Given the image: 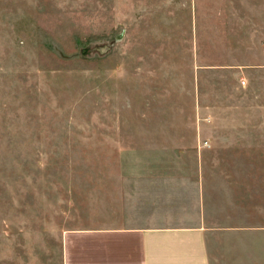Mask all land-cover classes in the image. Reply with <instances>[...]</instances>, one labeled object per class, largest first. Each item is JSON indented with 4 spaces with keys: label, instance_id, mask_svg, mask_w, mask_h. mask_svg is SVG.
I'll list each match as a JSON object with an SVG mask.
<instances>
[{
    "label": "rangeland",
    "instance_id": "1",
    "mask_svg": "<svg viewBox=\"0 0 264 264\" xmlns=\"http://www.w3.org/2000/svg\"><path fill=\"white\" fill-rule=\"evenodd\" d=\"M202 167L264 169V0H0V264Z\"/></svg>",
    "mask_w": 264,
    "mask_h": 264
},
{
    "label": "crops",
    "instance_id": "2",
    "mask_svg": "<svg viewBox=\"0 0 264 264\" xmlns=\"http://www.w3.org/2000/svg\"><path fill=\"white\" fill-rule=\"evenodd\" d=\"M195 172L143 189L124 214L64 227L61 264H264V218L246 212L243 179L253 176L251 206L261 209L264 169Z\"/></svg>",
    "mask_w": 264,
    "mask_h": 264
},
{
    "label": "built area",
    "instance_id": "3",
    "mask_svg": "<svg viewBox=\"0 0 264 264\" xmlns=\"http://www.w3.org/2000/svg\"><path fill=\"white\" fill-rule=\"evenodd\" d=\"M243 83H244V81H243ZM205 144L207 145V144H209V142L207 141V142H205Z\"/></svg>",
    "mask_w": 264,
    "mask_h": 264
}]
</instances>
